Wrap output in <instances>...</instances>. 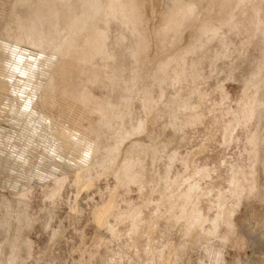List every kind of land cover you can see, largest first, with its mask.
Masks as SVG:
<instances>
[{
	"label": "rangeland",
	"instance_id": "rangeland-1",
	"mask_svg": "<svg viewBox=\"0 0 264 264\" xmlns=\"http://www.w3.org/2000/svg\"><path fill=\"white\" fill-rule=\"evenodd\" d=\"M13 1L15 2L0 0V15H3L0 16L3 18H0V40L7 35L5 27L12 19V11L27 14L31 9L27 5L14 6ZM185 1L186 4L196 3L195 18L182 31L181 36L175 32L168 35V48L143 54L135 69V76L138 74L140 80L137 96L130 104H121L117 112L129 123H137L138 119L146 121L152 114V141L156 143L167 134L168 140L173 143L164 152L162 150L161 155H164L165 160L171 153L177 155L171 165L172 178L168 186L185 189L189 183L197 184L199 188L196 195L201 199L200 208L207 218L203 229L206 233L213 229V220L219 214L222 225L217 232L207 237L204 236V230L192 232L190 219L197 220V212L192 213L190 218L188 215L177 219L176 214L160 206L162 193L156 190H160L163 182L155 191L150 185L142 188L138 183L119 186L114 174H98L92 169L90 177L94 183L91 188L81 192L71 181L57 197L48 196L40 186H36L34 192L27 197H22V192L30 186L29 182L17 169L3 167L0 168V221L5 218L7 209L9 212L22 211L29 216V224L16 223V233L29 243H22L23 258L14 264H151L155 255L159 258V264H165L170 250L178 252L185 242L196 244L188 246L179 258L173 254L171 264H264V166L257 161L260 146L250 144V136L255 134L257 123L255 120L245 121L244 118L245 96L257 94L264 100V85L252 88L249 83L264 68V0H245L241 15L239 9L231 10L230 13L236 16V24L229 21L223 23L224 10L212 0H159L160 11L154 13L152 26L158 25L162 11H166L174 2L183 6ZM72 2L73 13L81 14V9H84L81 2ZM114 20L107 28L110 35L108 41H120V33L125 31L120 22ZM47 25L48 28L51 27V24ZM204 25H211L213 31L199 37L203 34L200 31ZM50 30L56 36V41L61 32ZM62 33L65 34L64 31ZM137 34L138 32L134 34L133 41L138 39ZM198 38L202 44L197 50L185 54L184 62L181 58L172 62L165 75L159 74V65L168 55L175 54L176 48L188 42L196 45ZM150 41L159 42L154 37ZM96 59L92 65L103 62L102 59ZM3 60L4 56L1 55L0 66ZM183 63L185 72L182 78L175 79L176 71ZM0 77L2 78L1 71ZM80 78V86L90 85L98 101L107 98L109 91L106 88L100 84H90L84 74ZM198 92L204 97L201 105ZM62 101L64 111H67L68 100ZM5 102L9 104L8 101ZM76 108L84 126L98 117L95 112L80 109L78 104ZM65 113V117L61 118V114L54 111L57 123L73 126L72 115ZM5 115L9 114L4 111ZM114 121L108 128L104 127V134L101 133L102 136L98 138L101 147L113 146L117 142L122 126L121 122L116 120V124ZM4 122L0 117V125ZM170 124L177 125L172 132ZM77 133L72 130L75 136ZM225 133L231 137H225ZM261 135L264 137L263 130ZM78 136L81 135L78 133ZM131 139L124 142L123 148L132 150L135 139ZM6 140L10 142L7 138ZM81 141L82 144L85 143L84 140ZM45 142L38 143L40 152L37 160L30 161L32 169H36L41 162L40 156L46 154L45 148L55 147L52 141ZM7 145L10 146L0 142V149ZM28 147L29 142L17 140V148L11 147L14 152H9V156L23 155ZM55 148L59 149L58 146ZM71 152L73 153L70 155ZM88 152L87 146H76L69 151V155L63 153L65 158L58 161L65 166L72 165L67 169L71 173L77 166L73 159L81 163ZM0 160L8 162L6 154L0 153ZM108 164L111 169L114 167V164ZM111 191L116 192L115 206L105 226L98 227L93 217L94 212L108 204L113 193ZM223 193V203H220V195ZM135 209L140 211L141 216H132ZM115 213H125L127 217L115 220ZM226 217L231 218L232 227L224 222ZM131 218L137 221L134 222ZM111 226L119 232V236L109 232ZM151 226L152 243L148 240V229ZM0 241L4 261L8 263L19 244L15 241L6 244L3 236H0Z\"/></svg>",
	"mask_w": 264,
	"mask_h": 264
},
{
	"label": "bare ground",
	"instance_id": "bare-ground-1",
	"mask_svg": "<svg viewBox=\"0 0 264 264\" xmlns=\"http://www.w3.org/2000/svg\"><path fill=\"white\" fill-rule=\"evenodd\" d=\"M78 1L84 7V9H81V14L73 13L74 3L72 0L13 1L14 6L27 5L31 9L28 10L29 12L27 11V14L13 10L12 19L5 27L7 35L0 40V56H4L0 66L2 74V78L0 77L2 115L0 117L5 121L0 125V136L3 137L2 139L0 137V142L10 145L0 149V153L6 154L8 158V162L0 160V168L17 169L22 177L29 182L30 186L22 192V197H27L34 192L36 186H40L43 192L48 193V196L57 197L64 186L71 181L77 185L80 192L83 189L91 188L94 183L90 174L92 169L96 170L98 174L100 172H102L100 174H103V172L114 174L118 179L119 186H130L131 183H138L142 188L150 185L149 187L155 191L157 186L159 187L160 183L163 182L160 190H156L162 193L160 206L176 214L177 219H182V217L188 215L190 218L192 213L197 212V220L190 219L192 232H197L200 229L203 231V223L207 218L200 208L201 199L196 195L198 185L189 183L185 189H174V187L168 186L172 178L171 165L173 160L177 159V155L171 153L165 160L164 155H161V151L164 152V150L170 148L173 141L168 140L167 134L156 143L152 141V114L149 115L150 117L146 121L138 119L137 123L133 121L129 123L125 119L123 120L124 116H120L117 112L121 104L128 105L135 98L140 86L138 74L135 76V69L136 64L142 60L143 54L168 48L167 37L171 32L178 33L181 36L182 31L195 18L194 7L196 3L186 4L185 1L183 6H178V3L174 2L171 5L172 2L171 4L167 2L171 6L166 11L161 12L158 25L152 26L154 13L160 11L161 4L159 0ZM212 2L217 3L221 7L220 9L224 10L223 23L229 21L236 24V16L230 11L239 9V15H241L245 0H212ZM20 10L22 9L20 8ZM114 19L120 22L121 28H125V31L122 30L124 32L120 33L122 34L120 41L107 40L110 36L108 27ZM259 23V17H257V24ZM47 24H51V27L48 28ZM210 26L204 25L200 31L203 34L199 37L213 31ZM50 29L61 32L56 41V36L52 35L53 32ZM136 32H138V39L133 41ZM113 37L115 38L116 34ZM153 37L157 38L159 42L153 43V41H150V38ZM201 42L198 38L196 45H191L189 42L186 45L182 44L183 46L178 45L175 54L168 55L166 60L159 65V74L165 75L169 65L180 60L179 58L184 62V55L197 50V47L202 44ZM96 58L102 59L103 62L92 65L91 63ZM183 64L176 71L175 79L182 78L185 72V64ZM263 69L261 70L263 74L257 73L249 81L252 88L264 85ZM81 74L86 76L90 84H100L106 88L109 91L107 98L98 101L90 85L80 86ZM157 75L155 74V76ZM66 99L68 100V102L66 101L67 111H64L62 100ZM198 99L201 105L204 99L201 92H198ZM245 101V121L255 120L257 123L255 134L250 136V144L260 146L257 161L264 166V137L261 135L262 130L264 131V100L257 94H253L251 97L245 96ZM77 104L80 109L84 108L90 113L95 112L98 115L97 119H91L89 125L84 126L80 122L81 114L77 112ZM184 105L186 104L184 103ZM124 109H126L125 106ZM185 109L187 108L185 107ZM55 110L57 114L58 112L61 114V118L65 117V112L71 114L73 126L69 127L64 126V123H57L58 120L54 115ZM4 111L9 115L4 116ZM123 113L125 114L124 111ZM154 113L153 116L155 117ZM129 114L131 113L129 112ZM132 118L134 119L133 116ZM114 120L121 122L122 126L117 142H114L115 145L113 144V146L105 147V145L101 147L98 138L102 136L101 133L104 134V130ZM190 121L192 122V120ZM105 126L107 127L104 128ZM176 126L170 124L171 132ZM72 130L78 132L81 136H78V133L75 136L72 134ZM228 135V133H225V137L230 138L231 136ZM5 138L10 142L5 141ZM130 138L135 139L132 142V150L123 148L124 142ZM81 139L84 140V144L81 143ZM17 140L29 142L28 151H24V154L18 157L9 156V152H14L12 148H17ZM45 141H52L55 147L58 146L59 149L55 147L45 148L46 154L40 156L39 160L41 162L36 169H32L30 161L37 160L40 152L38 143H46ZM81 145L87 146L89 152L81 163L73 159L77 166L75 171L73 170L74 172L69 173L67 169L72 165L66 164L65 166L63 162L58 160L65 158L63 153L69 155V151L73 150V147ZM108 163L114 164V167L111 169ZM110 197L106 206L98 208L94 212L93 217L98 227L105 226L107 218L115 206L116 192H113ZM223 197L224 193L220 195V203H223ZM224 210L226 211V209ZM6 211L5 218L0 221V236L5 238L6 244L15 241L19 245L16 246L18 250L14 251L10 257L7 256L9 257L7 263L6 260L4 261L5 256L2 254V243H0V264H14L23 258L22 243H29L28 240H24L16 233L18 227L16 223L18 225L19 223L29 224V220L28 215L22 213V211L9 212V209ZM139 212L135 209L133 214H130L136 218L139 214L141 216ZM115 217L114 219L118 220L127 216L125 213H115ZM133 221L136 222L137 220L134 219ZM224 222L232 227L231 218L226 217ZM222 223L221 214H219L213 220V229L208 230V233L204 230V236L207 237L217 232ZM152 231L151 226L148 229V240L151 243ZM109 232L114 236L120 235L113 226L109 228ZM131 235L133 234L131 233ZM192 244L195 245L196 243L185 242L178 252L170 250L168 261H164V263L171 264L173 254L176 255V258H179ZM158 260L159 258L155 255L151 264H159Z\"/></svg>",
	"mask_w": 264,
	"mask_h": 264
}]
</instances>
